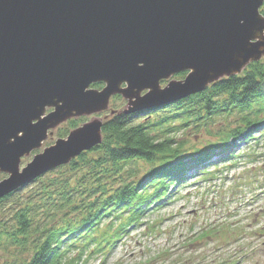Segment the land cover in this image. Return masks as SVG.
Returning a JSON list of instances; mask_svg holds the SVG:
<instances>
[{
	"label": "water",
	"instance_id": "1",
	"mask_svg": "<svg viewBox=\"0 0 264 264\" xmlns=\"http://www.w3.org/2000/svg\"><path fill=\"white\" fill-rule=\"evenodd\" d=\"M263 1L0 0V199L101 143L103 121L89 122L19 170L66 117L104 110L116 93L126 114L164 106L258 60ZM178 72L183 81L159 87Z\"/></svg>",
	"mask_w": 264,
	"mask_h": 264
},
{
	"label": "trees",
	"instance_id": "2",
	"mask_svg": "<svg viewBox=\"0 0 264 264\" xmlns=\"http://www.w3.org/2000/svg\"><path fill=\"white\" fill-rule=\"evenodd\" d=\"M229 116L237 118L234 126L203 147L176 140L186 128ZM262 125L264 61L180 101L129 114L115 110L104 120L101 143L73 158L68 174H42L27 194L19 188L0 199V250L8 253L0 264H81L105 254L120 232L172 201L189 179L241 158L235 148L264 135ZM77 126L71 119L69 128Z\"/></svg>",
	"mask_w": 264,
	"mask_h": 264
},
{
	"label": "rangeland",
	"instance_id": "3",
	"mask_svg": "<svg viewBox=\"0 0 264 264\" xmlns=\"http://www.w3.org/2000/svg\"><path fill=\"white\" fill-rule=\"evenodd\" d=\"M256 61H264V51ZM187 73L182 77L169 76L158 82L159 87L183 81ZM224 76L228 75L220 78ZM103 86L100 83L99 87H90L99 91ZM144 93L145 90L137 95ZM116 95L120 97H113ZM116 95L109 98L104 110L72 115L49 128L43 142L20 158L19 170L84 124L104 121L110 110H125L130 101L122 94ZM51 110L46 109L45 115ZM71 119L78 120L77 127L69 128ZM236 119L229 116L215 119L208 127L201 125L194 129L191 126L176 134V140L203 147L220 138L228 126H234ZM238 150L241 158L216 169L211 166L212 173L206 178L189 179L188 185L180 188L172 201H166L160 208L152 210L151 207L136 225L120 232V238L105 254L85 257L81 264H264V135L259 134L256 140H242L235 148ZM69 162L43 176H65ZM140 166L143 173L146 166ZM8 175L0 171V180ZM31 184L21 187V192L27 194ZM1 250L0 258L8 257V253Z\"/></svg>",
	"mask_w": 264,
	"mask_h": 264
}]
</instances>
